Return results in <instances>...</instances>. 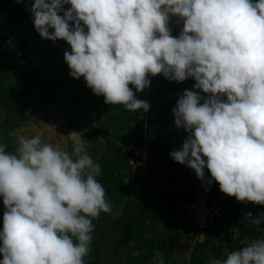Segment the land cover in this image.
<instances>
[{
  "label": "clouds",
  "instance_id": "clouds-1",
  "mask_svg": "<svg viewBox=\"0 0 264 264\" xmlns=\"http://www.w3.org/2000/svg\"><path fill=\"white\" fill-rule=\"evenodd\" d=\"M29 10L41 38L70 45L69 75L84 77L105 104L148 112L130 84L143 92L149 75L194 78L208 95L185 90L178 99L175 126L188 135L171 159L238 202L264 205V0H29ZM172 16L184 22L179 37L168 27ZM6 148L0 144V264H84L92 221L112 211L96 179L100 165L78 142L71 155L39 135ZM262 221L264 213L246 212L240 223L259 229ZM210 264H264V239Z\"/></svg>",
  "mask_w": 264,
  "mask_h": 264
},
{
  "label": "trees",
  "instance_id": "trees-1",
  "mask_svg": "<svg viewBox=\"0 0 264 264\" xmlns=\"http://www.w3.org/2000/svg\"><path fill=\"white\" fill-rule=\"evenodd\" d=\"M65 51L71 52L66 41L43 39L35 30L29 0H0V144L14 152L20 133L29 138L39 135L27 136L39 121L28 123L32 116L38 115L43 122L55 117L59 122L63 117L52 112L53 104L64 115L61 124L66 137L79 114L92 123L81 136L87 153L101 167L96 179L105 188L112 211L101 212L92 221L94 230L84 264H157V252L163 256L164 264H178V255L187 259V264H210L213 258L224 260L228 252L264 239V221L259 229L240 223L246 212L257 216L264 213V205L238 202L223 193L218 182L213 180L209 186L198 179L193 169L170 157L174 149H182L188 135L175 126L173 109L178 99L185 90L197 91L205 98L208 95L194 88V78L177 83L162 74L149 75L150 87L143 92L130 84L137 99L150 103V110L129 111L123 105L105 104V98L95 95L84 77H71ZM44 130L47 133L39 135L42 142L53 144L54 130ZM67 143L69 148L62 150L71 155L75 146L69 138ZM136 146L146 147L148 154L146 164L135 168L140 158ZM142 167L145 171L138 172ZM205 175L212 179L207 168ZM201 194L216 201L221 212L207 226L204 241L195 237L197 229L189 206L181 208L176 202L180 196L190 205ZM5 211L0 197V231ZM109 219L119 221L117 228L122 225L119 233H114L111 246L117 254L111 253V257L106 256L100 241V233L109 232ZM73 240L76 242L75 237ZM184 240L188 241L186 246Z\"/></svg>",
  "mask_w": 264,
  "mask_h": 264
},
{
  "label": "built area",
  "instance_id": "built-area-1",
  "mask_svg": "<svg viewBox=\"0 0 264 264\" xmlns=\"http://www.w3.org/2000/svg\"><path fill=\"white\" fill-rule=\"evenodd\" d=\"M168 27L172 36L179 37L184 27V22L180 17L172 16L170 17ZM132 145H130L129 148ZM135 151L140 156L137 162L134 163L135 168L137 167V164L145 165L148 154L147 148L144 146H136ZM144 171L145 167H142L140 172ZM176 202L179 206H181V208L189 206L190 211L194 214V227L197 229L195 237L200 241H204L207 232V226L213 221L215 214H221L219 204L216 201H210L207 194H201L197 199L190 203V205H187L185 202H183V199L180 196L177 197Z\"/></svg>",
  "mask_w": 264,
  "mask_h": 264
},
{
  "label": "rangeland",
  "instance_id": "rangeland-1",
  "mask_svg": "<svg viewBox=\"0 0 264 264\" xmlns=\"http://www.w3.org/2000/svg\"><path fill=\"white\" fill-rule=\"evenodd\" d=\"M71 7V5L70 4H67V5H64V8H65V10H67V9H69ZM61 15H63V13H60ZM10 54V51H9V53H8V55ZM43 111V110H42ZM42 112L41 111H38L37 112V114H41ZM55 118V117H54ZM52 119V121L54 122V127L56 126V130L55 129H53V124L52 123H50V119H48V120H44V122L42 121V120H40V117L37 115H35V116H32L30 119H28L27 121H28V123H30V124H33L34 122H37L38 120V122H37V124L35 125V127H34V129L32 130V134L34 133V131H36L37 132V134H39L38 133V131H41L42 130V134L44 135V132L45 133H47V131H43V129L46 127L47 129H49L48 131H52L53 132V130L54 131H56V133H55V135H56V137L58 138V139H60V140H62L61 141V144L64 146L65 145V148H68V143H67V137H66V132H65V127L64 126H62V124H61V120L62 119H60L59 120V122H57V121H55V119ZM44 119V118H43ZM32 121H34L33 123H32ZM38 126H40V127H38ZM52 126V127H51ZM77 128V130H70V132H71V134L73 135V136H75V143H74V146H75V144L78 142L82 147H83V149H84V151L85 152H88L87 150H86V144L84 143V140H83V138H82V136H81V133L83 132V130H87V129H90L91 127H92V123L90 122V120L89 121H86V120H83V122L81 123V127L79 128L78 126H76ZM41 129V130H40ZM52 129V130H51ZM20 136H22L21 135V133H20ZM27 136H30L29 134H27ZM80 136H81V138H80ZM93 144V143H92ZM91 147V146H90ZM64 148V147H63ZM138 172H140V169H138L137 170ZM112 219H109V221H108V223H107V225H106V227H107V230L109 231V232H102V233H100V241H101V244L104 246V248L106 249V253H107V255L106 256H110L111 257V253H112V255H114V256H116V251L113 249V247L111 246V244H112V240L114 239V235L116 234V233H119V231H120V228H121V226L120 227H118L117 228V226H118V220L116 219V220H114V221H111ZM126 221H127V219H126ZM118 223V224H117ZM122 229V228H121ZM115 233V234H114ZM188 244V241H185L184 240V245L186 246ZM118 256V255H117ZM179 262H178V264H187V259H185V258H183V257H181V256H177V258H176ZM106 260V259H105ZM104 260V261H105ZM111 260V259H110ZM111 262V261H110Z\"/></svg>",
  "mask_w": 264,
  "mask_h": 264
},
{
  "label": "crops",
  "instance_id": "crops-1",
  "mask_svg": "<svg viewBox=\"0 0 264 264\" xmlns=\"http://www.w3.org/2000/svg\"><path fill=\"white\" fill-rule=\"evenodd\" d=\"M51 110H52V112L53 111H57V113L60 115V116H62L63 118H64V115H63V113H62V111L60 110V109H57L56 108V104H53V108H51ZM52 114V113H51ZM54 114V113H53ZM83 115L82 114H79L78 115V117H77V119H78V122L72 127V129H71V131L72 130H77L76 128V126H78L79 128L81 127V123L83 122V120H84V118H81ZM51 117V116H50ZM63 118H61L62 120H64ZM61 120V121H62ZM50 123H52L53 124V129H55L56 128V126L54 127V122L52 121V118H50ZM63 126V125H62ZM38 127H40V126H38ZM52 127V126H51ZM65 127V126H64ZM41 130V129H40ZM56 130V129H55ZM38 133H39V135H42V130L41 131H38ZM53 133H56V131H54ZM35 134H37V132L36 131H34V133L32 134L31 133V135L30 136H32V135H35ZM82 134V133H81ZM33 137V136H32ZM67 138H69V140L70 141H72V143H73V145H74V143H75V136H73L72 134H71V132L69 133V137H67ZM80 138H81V136H80ZM63 140V139H62ZM62 140H60V139H58L57 137L53 140V146L54 147H59L60 149H65V145L63 146L62 144H61V141ZM64 147V148H63ZM68 148H69V145H68Z\"/></svg>",
  "mask_w": 264,
  "mask_h": 264
}]
</instances>
